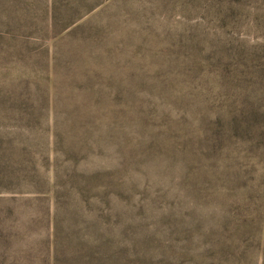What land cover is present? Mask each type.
Returning <instances> with one entry per match:
<instances>
[{"label": "rangeland", "instance_id": "374dc122", "mask_svg": "<svg viewBox=\"0 0 264 264\" xmlns=\"http://www.w3.org/2000/svg\"><path fill=\"white\" fill-rule=\"evenodd\" d=\"M262 52L264 0H0V264H51L55 204L68 250L263 264L264 163L206 154Z\"/></svg>", "mask_w": 264, "mask_h": 264}, {"label": "trees", "instance_id": "16d2710c", "mask_svg": "<svg viewBox=\"0 0 264 264\" xmlns=\"http://www.w3.org/2000/svg\"><path fill=\"white\" fill-rule=\"evenodd\" d=\"M248 69V77L242 79V87L246 88L245 94L235 103L224 105L223 102L221 104V108L218 110L220 113L217 114L214 127L216 131L219 129L222 133L215 143H209L208 151H206L208 156H228V152L233 150L229 147L235 144L238 146L236 150H239L242 157L238 161V166L246 170L245 172L249 170L250 166L254 165L257 159H261L264 163V98H262V94L264 95V52L261 55L252 57ZM235 178L240 184L234 186V190L244 186V191H247V182L241 183L244 177L236 174ZM258 192L261 195L260 197L257 196L256 199V196H251L254 195L251 192L248 194L247 201L254 198L256 202L255 210L263 211L260 221L262 237L259 247L264 264V174L258 186ZM245 206L246 209L250 208V205ZM253 213L255 211L246 210V214L239 220V229H249L254 225L257 220L252 218ZM52 221L54 225L52 242L54 255L51 264H121L117 259L119 254L117 252L104 256L100 254L101 250L109 247L108 242H104L102 247L100 245L96 246L95 249H85L84 245L80 244L79 248L78 246H71L68 250V246L61 236V219L57 204L54 205Z\"/></svg>", "mask_w": 264, "mask_h": 264}]
</instances>
